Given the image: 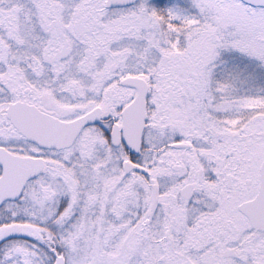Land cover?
<instances>
[{"label":"snow or ice","instance_id":"obj_1","mask_svg":"<svg viewBox=\"0 0 264 264\" xmlns=\"http://www.w3.org/2000/svg\"><path fill=\"white\" fill-rule=\"evenodd\" d=\"M0 264H264V0H0Z\"/></svg>","mask_w":264,"mask_h":264}]
</instances>
